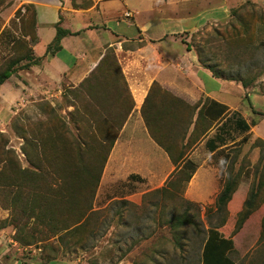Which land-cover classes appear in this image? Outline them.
<instances>
[{
    "label": "rangeland",
    "instance_id": "obj_1",
    "mask_svg": "<svg viewBox=\"0 0 264 264\" xmlns=\"http://www.w3.org/2000/svg\"><path fill=\"white\" fill-rule=\"evenodd\" d=\"M21 1L0 0V70L9 59L23 56L32 46L31 9L23 7L28 3ZM86 2L73 0L72 4L81 7ZM230 5L226 23H213L193 33L189 44L196 55L198 48L204 46L203 56L214 73L247 84L243 110L231 115L208 145L205 141L212 134L209 136L210 128L206 131V121L197 126L184 146L185 138L181 140V133L176 134V129L172 131L173 140H161L163 146L170 148L172 156L191 155L192 164L203 168L198 172L196 192L210 190L212 170L211 194L191 197L185 188L174 183L175 176L161 190L155 191L147 185L140 205L134 206L127 204V184L118 182L112 188L103 187L101 172L91 202V210L95 211V220L91 222L95 229L84 248L69 245L61 250L50 239L36 243L35 248L41 251L34 252L31 246H18L16 250L17 247L4 241L0 246V264H203L202 247L212 234L229 242L222 253L231 264H264V139L257 136L258 132L264 136V124L258 126V132L250 125L257 122L256 113L264 114V0H232ZM17 10L19 13L15 16ZM234 29L240 33L239 43L233 42ZM104 68L115 73L111 59ZM26 71L16 70L0 90V151L3 141V149L14 152L20 167L29 168L21 153L22 140L15 129H23L29 135L37 128L39 131L47 128L53 133L61 131L67 139L75 135L80 144H86L83 149L96 151L94 138L82 137V133L95 131L97 125L92 117L88 118L89 123L82 121L83 107L88 101L65 86L58 95L54 92L56 95L47 98L42 94L32 96L25 89ZM100 80L105 88L95 90L94 95L102 96L101 92L111 95L117 87L123 90L119 80L108 77ZM114 101L111 95L104 106L116 110L118 105ZM41 103L47 104L43 113ZM236 119L249 124V129L235 128ZM88 154L84 152L74 167L83 169L78 174L82 180L97 175L95 156ZM45 167L42 162L40 170ZM224 183L232 184V192L223 210L215 212L214 200ZM4 201L0 190V207L8 216ZM246 212V218L241 219ZM183 215L193 219L195 226L171 227L172 219ZM37 226L40 228L41 224L36 223ZM12 234L4 235L9 238Z\"/></svg>",
    "mask_w": 264,
    "mask_h": 264
},
{
    "label": "crops",
    "instance_id": "obj_2",
    "mask_svg": "<svg viewBox=\"0 0 264 264\" xmlns=\"http://www.w3.org/2000/svg\"><path fill=\"white\" fill-rule=\"evenodd\" d=\"M23 2L33 5L35 11L36 40L31 51L33 57L39 59L25 73L28 83L25 89L30 95L42 94L47 98L60 94L62 86L78 87L104 55H113L127 91L120 89L124 100L117 102L116 110L104 106L110 98L108 94H93L89 101L95 118L99 115L113 119L124 117L104 163L100 183L107 188L118 182L126 183L129 205L139 206L142 195L147 192L146 186L160 189L174 170L166 153L149 137L140 115L152 83L187 105L197 104L192 121L202 104L207 106L214 102L222 109L221 113L216 109L219 116L211 122L209 136H212L206 141L213 138L231 115L243 110L244 88L240 82L214 77L201 65L189 44L193 33L213 23L228 21L232 0H87L81 7H73L71 0ZM127 11L130 16L124 18L122 14ZM57 23L60 28L76 34L59 41L60 51L45 54ZM100 79L93 84H102ZM250 102L253 103L251 98ZM256 115L259 118L253 127L257 131L258 126L264 124V116ZM191 130L192 125L184 143ZM190 158L191 155L185 159ZM201 169L196 166L185 186L191 197H207L213 190L212 170L208 171L210 190L205 193L194 190ZM6 218L7 212L0 207V220ZM7 233H13L11 227L1 225L0 246L7 240L4 235Z\"/></svg>",
    "mask_w": 264,
    "mask_h": 264
},
{
    "label": "trees",
    "instance_id": "obj_3",
    "mask_svg": "<svg viewBox=\"0 0 264 264\" xmlns=\"http://www.w3.org/2000/svg\"><path fill=\"white\" fill-rule=\"evenodd\" d=\"M72 2L73 0H71V5H73ZM23 7L31 9L33 24V39L31 40L33 44L36 40L34 34L35 11L31 4L23 5ZM18 13L19 10L15 12V16ZM234 32L232 36L234 38L233 42H241V38L239 37L240 33L235 29ZM73 34L76 33L71 34L69 31L60 28L58 23L55 24V34L50 44L47 45L45 54H55L60 51L59 41L63 37ZM202 47L204 46H201L197 50V57L201 65L208 69L214 77L233 80L212 71L203 56ZM110 59L113 62L115 73H111L109 69L104 68ZM22 61L25 63L20 65ZM38 62L39 59L33 57L31 48H28L23 56L9 59L3 69L0 70V86L16 70H26L29 66L37 64ZM106 77L115 81L119 80L123 87L122 91L127 93L123 76L111 53L104 55L96 68L83 79L78 87L71 88L74 95L75 93H79L82 99L88 101L86 102V106L83 107L82 121L89 123L88 118L92 117L93 122L97 125L94 128L95 131L88 134L82 133V137L94 138V141L97 142L96 151L88 148L86 151L83 149L86 144H80L79 137L73 135L72 138L67 139L61 131L53 133L47 128L44 131H39L37 128L35 133L29 132L28 135L23 129H15L22 140L21 153L30 166L29 168H21L14 152L10 149H3L5 142L3 143L2 141V149L0 151V190L4 195V209H9V215L2 221V224L11 227L13 231L12 240L18 246H31L35 248V244L38 242L54 239L56 246L58 248L61 247V250H64L69 245L84 248L87 241L92 238L95 227L91 220H95L93 217L95 211L91 210V202L117 131L124 121V117H120L119 119H113L112 117H105L103 115H99L96 118L93 117L91 110L94 107L89 100H91V96L95 90L105 88L103 84L93 83L98 78L105 79ZM240 84L243 88L247 85L244 82H240ZM112 85H109L111 89ZM115 90V92L112 91L113 94L111 95L115 99L114 103L118 105V101H123V92H120L119 87ZM46 105V103H41L40 109L42 113ZM197 107V104L190 106L182 100L173 97L168 92L162 90L156 83H152L150 86L148 94L141 106L140 115L149 137L166 153L171 164L174 166V170L165 181L164 186L176 176L177 178L174 180V183H177L178 186L180 185L184 189L194 173L196 166L181 155L177 157L172 156L170 148L163 146L161 140H173L172 131H175V129L177 130L176 134L181 133V140H183L189 126L192 125V130L187 138L188 141L196 131L198 125L202 126V123L206 121V125H208L206 131L211 127V122L219 116L217 115L218 112H216V109H220V113L222 112V109L214 102H209L207 106L202 104L197 111L195 120L192 121L193 113ZM256 114L264 116L262 113ZM224 124L222 123L217 129V132L223 128ZM39 125L41 126L43 124L39 123ZM250 125L254 126V123L251 122ZM250 125L241 119H236L234 123V127L242 131H247ZM100 126L102 127L100 128ZM217 132L212 139L205 142V145H208L209 142L215 139ZM187 141L182 145H186ZM259 142L262 141L259 140ZM213 149L214 147L211 145L209 150L212 151ZM84 152L89 153V156L91 154L95 156L93 157V161L98 166L97 175L92 178L89 176L88 180H82L78 175L79 171L81 173L83 172V169L74 168L76 162L81 159ZM42 162L46 166L43 171L40 170ZM163 187L158 190L163 189ZM231 192L232 184L224 183L214 200L215 212L223 210L225 203L229 200ZM121 204H124V202ZM60 206L62 207L60 208ZM246 216L247 212L241 219H245ZM29 222L31 223L27 226ZM36 223L41 224V227H36ZM170 225L171 227L195 226V223L193 219L183 215L181 217H174ZM228 245V241L216 237L215 234L207 237L201 252L202 263L231 264L228 258L222 253L223 249ZM37 248L40 250L39 247Z\"/></svg>",
    "mask_w": 264,
    "mask_h": 264
},
{
    "label": "built area",
    "instance_id": "obj_4",
    "mask_svg": "<svg viewBox=\"0 0 264 264\" xmlns=\"http://www.w3.org/2000/svg\"><path fill=\"white\" fill-rule=\"evenodd\" d=\"M122 16H123L124 18H128V17L130 16V14H129V12L127 11V12H124V13L122 14ZM11 237H12V236H11ZM11 237L7 238L8 241L6 240V243H7V244H10L11 246L17 247L16 250H18V245L15 243V241L12 240ZM30 249L34 250V252H36V251L39 252V251H40L38 248L33 249V248L30 247Z\"/></svg>",
    "mask_w": 264,
    "mask_h": 264
}]
</instances>
